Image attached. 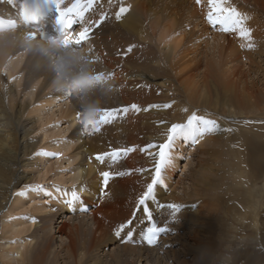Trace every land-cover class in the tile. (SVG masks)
I'll return each mask as SVG.
<instances>
[{"label":"bare ground","instance_id":"6f19581e","mask_svg":"<svg viewBox=\"0 0 264 264\" xmlns=\"http://www.w3.org/2000/svg\"><path fill=\"white\" fill-rule=\"evenodd\" d=\"M34 1H0V241L3 239L0 264H6L4 261H9L10 255L17 257V264H49L51 252L47 236L31 230L36 227L35 218L48 223L55 220L50 213L54 209L52 202L66 212L83 208L88 211L91 222L90 240L85 247L88 251L98 247L102 252L105 246L112 245L110 251L105 250L106 259H84L85 249H79L82 222L78 225L62 217L53 222L58 223L56 226L50 225L53 233L63 239L67 264H210L219 253L220 243L226 242L220 234L225 225L218 221L221 214L228 216L227 199L217 203L209 201V192L219 187L215 179L206 185L208 189L200 184L203 174L211 173L210 166L218 163L216 157L222 154L223 142L232 146V139L227 140L225 132L220 131L206 135L197 143L202 149L206 147L204 153L208 158L196 164L195 172L189 170V176L193 174L191 183L181 192L171 183L174 168L167 169L164 182L157 186L148 203L149 213L143 210L134 213V209L139 195L150 182V174L139 171L128 174L130 169L151 168V158L140 149L149 143L162 142L160 134L167 127L185 122L193 112L220 119L222 129L229 124L222 119L229 117L227 115L238 114L243 118L249 115V132L241 134L240 140L246 147L243 152L252 185L261 187L256 188L258 192L255 188L246 190L238 199L241 203L235 200L230 214L257 232L258 227L264 225V204L260 206L264 194V69L258 63L264 53V0H243L253 5L242 12L247 17L246 26L252 29L254 47H241L248 41L235 32H225L222 37L214 35L209 52L215 56L213 59L207 54L211 41L201 47L196 37L183 39L179 33L171 36L180 31L186 15L193 13V9L189 11L187 7L189 0H180V3L171 0L170 5L163 0H95L83 22L72 17L75 22L71 28L60 27L56 0H47L51 14L44 20L38 18L37 25L41 27L38 31L24 27L20 20L22 8ZM72 2L64 0V6ZM121 6L130 10L117 20L115 14ZM102 15L106 17L103 23L94 26L86 40L91 50L76 53L82 60L79 73L74 75L75 60L63 55V50L72 49L70 53H75L81 45L75 42V35L84 27L94 25ZM78 25L80 30L72 33ZM202 29L208 32L206 26ZM51 41L57 43V48ZM129 45L135 47L125 55L124 50ZM57 55L60 62L54 60ZM96 57L102 61L114 85L116 106L122 109L136 104L141 110L121 113L112 128L107 127L110 123L101 124L99 130L103 131L95 138H88L91 140L88 145L82 124L90 121L89 108L85 102L70 97L68 86L74 89L79 77L91 74ZM242 57L246 60L245 69L233 64ZM62 63L70 72L61 67ZM82 98L88 100L92 95L84 93ZM59 100H65L64 105L53 109ZM165 104L171 107L165 108ZM150 105L159 107L149 108ZM97 106L103 111L115 105ZM31 117H35L34 121L26 122ZM100 137L121 138L126 148L135 147L136 151L123 156L122 167L113 171L105 163L90 160L104 148L97 140ZM40 150L61 155L58 158L35 156ZM87 160L95 164H86ZM103 171L113 173L104 189L106 195L102 194L100 173ZM213 172L218 175L221 170L213 168ZM231 175H235L232 168ZM30 184L44 185L52 193L51 197L31 192L26 196L16 195ZM73 190L81 192V199L74 208L68 205ZM171 203L182 206L176 217H172L168 209L159 207ZM133 216L130 226L133 241L127 245L124 238L114 235V230ZM152 224L167 226L170 231L162 233L157 243L150 246L143 237ZM242 240L231 241L239 245ZM11 243L15 246L13 249L8 248ZM226 256L219 264H239L241 260L243 264H264V247H237L234 257Z\"/></svg>","mask_w":264,"mask_h":264},{"label":"rangeland","instance_id":"374dc122","mask_svg":"<svg viewBox=\"0 0 264 264\" xmlns=\"http://www.w3.org/2000/svg\"><path fill=\"white\" fill-rule=\"evenodd\" d=\"M155 1L156 0H153V2H155ZM189 1H190L189 4L187 2V4H188L187 7H188V10L193 9V13L190 12L186 15L187 19L185 21H183L181 28H179L180 31L173 32L171 36L174 37L175 35H177L179 33V37H184L183 39H185V36L186 37L189 36L190 38L196 37L195 39L199 40L198 41L199 44L198 43L197 44L201 47H204L205 43L207 44V43H209L208 41H211L210 47L207 50V54L209 55V58L213 59V58H215V56H212L211 54H209V52L212 50L211 46L213 44L211 37H213L214 35L222 37L223 34H225V32H222L219 30L220 29L219 25H217L216 27H213L212 25H210L207 22L206 15H207V12L209 11L208 0H201L200 4L195 3L196 1H194V0H192V1L189 0ZM229 1L226 0L225 7H234L242 15H243V12H242L243 9L248 10L249 7L250 8L253 7V5L250 4V1H248V2H246V1L243 2V0H229ZM163 2H166V4H168L171 2V0H163ZM176 2L180 3V0H176ZM203 4H206V5H203ZM236 4H238V5H236ZM168 5H170V4H168ZM198 15H199V17H198ZM200 18L203 20H201ZM197 22H199V23H197ZM201 22L202 23L204 22V23L202 24ZM196 25H198V26H196ZM201 25L206 26L208 28L207 33L205 31H203ZM192 26H193V28H192ZM195 26H196V28H195ZM49 28L50 27H48L47 29H49ZM79 28H81V26H79V25H78V27L76 26L74 28V30L72 31V33H74L76 30L79 31L80 30ZM189 28L192 29L193 31H191ZM182 29H183V31H182ZM186 29H188V30H186ZM45 31H43V32H45ZM203 32H205V34H203ZM215 32H216V34H215ZM207 34L210 35L209 36L210 40H209V38L207 39L205 37V35H207ZM181 35H183V36H181ZM64 37L66 39L67 35ZM64 37L62 40H64ZM192 45H193V42H192ZM52 46L57 48V44L52 45ZM86 49L91 50V45L88 42L84 41L81 43L80 47H78V49L76 50L75 53H70V50H72V49H64L63 50L64 51L63 55H69V57H71L72 59L75 60V62H74V70L75 71L74 72H76V73L74 75L79 73L78 72V69L80 67L79 63L82 60L79 58V54L77 55L76 53L83 52ZM201 49H203V48H201ZM59 50L62 51L61 49H59ZM203 50H205V48ZM60 51L58 54L59 56L61 53ZM262 54H263V56L261 58H258V61L260 60L258 63L261 64V66L263 65L262 68L264 69V60H263L264 53H262ZM26 55H25V57H26ZM58 55H57V57H55L54 60L57 62H60V59H58ZM234 63L239 65L241 67V69H245L246 68L245 66H247L246 60L244 57L238 58L237 60H235L233 62V64ZM59 64H61V63H59ZM63 65H64V63H62L61 67L68 71V68L63 66ZM243 66H244V68H243ZM102 69H103L102 61L100 60V58L96 57L94 68L91 70V74L88 77H84V76L79 77L80 81L77 84L78 86L76 85L74 89H72V87L68 86L70 97L76 98V100H78V102H80V101L85 102L86 106L89 108V110L87 111L88 112L87 118H89L90 121L98 120L100 115L102 114L101 113L102 110L98 109V108H100V106H97V104L98 105H104V106H106V104H111V105L114 104L115 106H113V108L119 109V107L116 106V103H115L116 99L114 97L116 95V92H113V91H116V90H113V89H115V88H113L114 85L111 84L110 79H108L109 77L107 76L106 71L104 69L103 70ZM68 72H70V70ZM41 78H42V76H41ZM7 81H8V78H7ZM60 86H63V84H60ZM82 86H83V88H82ZM84 86H86V87L84 88ZM58 88H59V86H58ZM108 88L109 89L112 88V89H110L111 91L108 90ZM58 90L59 89H57L55 91L58 92ZM84 93H91L92 98L88 99V100L87 99L84 100L82 98ZM94 94H95V96H97L96 98H95ZM96 102H97V104L95 105ZM64 103H65V100L64 101L59 100L57 102V105H55L56 107H53V109H57V108L60 109L59 105L60 104L64 105ZM227 116H229V117L222 118V119L225 120L227 122V124L229 123L228 126H225L224 128L233 129V131H231V132H225L226 139L227 140H228V138L232 139V146H229L230 143L226 144L225 142H223L222 154L220 153V155L218 157H216V160H219L218 163L210 166L211 173L205 172V170H204L205 173L202 176L203 181L200 184L205 189H208L206 185H210V183H211L210 181L215 179L218 182L219 187L215 188L212 192H209V194H208L209 201L210 202L216 201L215 203H217V201H220L221 199H227L225 209L227 211L228 216L221 214V216H220L221 220L218 221L222 225H225V226H222L220 234H221L222 238H225L226 242L220 243V248H218L219 253L217 256H215V258L213 259V261L210 264H219L220 261L227 258L226 255H229L230 257H234L235 253L237 251V247H241V248L243 247L245 249H248V248L249 249L250 248H259L260 249V248L264 247V245H263V243H264V225L259 226L258 231L255 232V231H253V229L251 228L250 225H245L243 223L238 222L236 220V218L232 214H230V212H231L230 208L234 205L235 200L237 202L241 203V201L238 199H241L246 194V190L248 191L249 188H255V187H253V185H252L253 179L249 175L248 162L244 158V152H243L244 149L243 148H246V147L243 144V140H240L241 134H244L245 132H249V126H250L249 115L246 114L245 116H247V117H244V118L240 117V115H238V114L227 115ZM34 118L35 117H31L30 119H27L26 122L34 121ZM118 121H119V117L117 119L113 120L107 127L112 128V126H111L112 123L118 122ZM218 122L222 123V121L220 119ZM61 125L64 127V124H61ZM29 127L30 126L27 125V128H29ZM101 131H103V129H100L99 131L91 132V134H89L86 131L85 132L83 131L84 132L83 134L85 135V137L87 136L86 138L84 137L85 140H87V142L89 141L88 145L91 144V142H90L91 140H88V138L97 137V135H99L101 133ZM102 134H103V132H102ZM101 138L102 137L98 138L97 140H98L99 144L104 148H101V151H100L101 153H98V154L108 153V152H111L113 149H123V148H126V146H127V145H125L123 139L118 138V137H115L112 140H105L104 138H102V139ZM231 147L232 148L235 147V149H232ZM104 149H108V150H104ZM99 150H100V148H99ZM205 150H206V147H204L202 149L197 144H191L189 142H184V141L177 142L176 147H175V151L173 153L174 165L172 166L175 170V175H173L171 177V183L174 184L173 185L174 187L178 188L179 192H181L183 187H185L191 183V178L193 177V174L189 176V170H192L193 172H195L194 168H195L196 164L199 163V161L206 160L208 158L207 154L204 153ZM244 151H246V150H244ZM96 155L94 156V158L90 159L92 162L97 161L95 158ZM122 158H123V156H120L119 158H117V160L113 161L110 157H106L103 163L106 164V167H108V169H111L114 171L115 169H119L120 167H122ZM244 160L246 161L247 165L244 164ZM92 162L87 160L85 163L94 165L95 162L94 163H92ZM97 163H101V162L97 161ZM213 168L220 169L221 172L218 175H216L213 172ZM231 168L233 169V173L235 175H231ZM260 187L261 186L256 187V188L259 189ZM171 188H173V187H171ZM256 188H255V191H257ZM76 191L78 192L79 190H76ZM78 193H81V192L79 191ZM259 193H261V191H259ZM263 195H262V203L260 205L261 207L264 204V196ZM247 196H248V194H247ZM51 204L54 207L53 211L50 212L51 215H53L52 217H54V219H55L53 222L60 221L62 219V217H64L63 219L66 221L67 220L70 221V219H72L78 225L82 222L83 227H81L82 231L80 232V237H79L80 238L79 239V246H80L79 249H85V253H84L85 258L84 259L89 260L90 258L95 259L97 257L99 258V260L101 258L103 260L106 259L105 250L107 249L106 251H110L112 248V245L108 244L107 246H105L102 252L99 251V250H101V248H98V247L93 248L90 251H88L87 248H85L86 245H88V242L90 240L89 229L91 227V222H90V215H89L88 211L83 208V210L79 209V211L78 210H75V211L70 210V212L69 211L66 212L64 210H61L60 207L56 206V204L54 202H52ZM85 206H86V208H89V206L87 204ZM214 206H213V208H214ZM239 209H240V206H239ZM212 211H213V209H212ZM234 212H236L235 209H234ZM81 216L83 218H80ZM146 219L148 220V216H146ZM34 221H36L37 224H36V227L33 228L34 230L32 229L31 232L33 231L34 234L35 233L39 234V235L44 234L45 236H47L46 238L48 239V247H49V251L51 252L48 254L49 258H50L49 264H67L68 259L66 258V255L64 254L65 251L63 250V247H62L63 246L62 245L63 239H60L59 237H57L56 233H53V231H54L53 226L50 225L52 223V225L54 224V226H56L58 223H53V222L48 223V222L40 220L38 218H35ZM132 235H133L132 231L129 229V231H125V232L121 233L120 237L124 238L125 242L127 241L126 242L127 245H130V244H132V241H133ZM242 238H243V240L239 245H235L234 244L235 242L231 241L234 239L238 241L239 239H242ZM130 240H131V242L128 243ZM2 241H3V239L0 242H2ZM120 244H122V243H120ZM81 245H83V246H81ZM14 247L15 246L13 243L8 245V248H10V249H13ZM173 247L178 248V245H173ZM97 248H98V250H97ZM86 250L88 251L89 254L87 253ZM64 256H65V258H64ZM15 258H17V257H15L14 255H10V260L4 261V262L6 264H17V260ZM100 261H102V260H100ZM162 264H164V262ZM239 264H243L242 260Z\"/></svg>","mask_w":264,"mask_h":264},{"label":"snow or ice","instance_id":"6c2138e0","mask_svg":"<svg viewBox=\"0 0 264 264\" xmlns=\"http://www.w3.org/2000/svg\"><path fill=\"white\" fill-rule=\"evenodd\" d=\"M111 2V0H110ZM197 4L201 3V0H196ZM226 0H208L209 11L207 12L206 19L207 22L216 27L220 26V31L222 32H235L241 38L248 41L247 45H241V47H247L252 49L254 44L252 43V29L246 26L247 17L242 15L234 7H225ZM95 4V0H73L70 6H64V0H56L55 11L58 19L59 25L63 28H71L72 24L75 22L72 17H77L83 22L84 15L89 11ZM130 10V7H119L115 16L117 20ZM106 17L102 15L99 20L95 21L94 25H89L84 27L78 34L75 35V42L81 44L82 42L89 39V34L92 28L98 27L100 23H103ZM62 30V29H61ZM135 45H129L124 54L127 55L131 53ZM112 76V74H109ZM159 107V105H150L149 108ZM165 108L171 107L169 104L164 105ZM130 110L140 111L138 105L132 104L129 107H124L122 109L111 108L104 109L98 120H92L87 123H83L82 127L84 131L91 134V132L99 131L101 124L111 123L113 120L117 119L121 113H128ZM145 111L148 109H144ZM187 111V109H185ZM164 123V122H161ZM264 123V122H262ZM91 129V131H89ZM220 131L231 132L233 129L224 128L222 129L220 124L216 119L209 118L205 115H198L193 112L189 115L185 122L172 123L170 127H167L160 135L163 138L162 142L159 143H149L140 149L151 158L152 166L151 168H140L138 170L130 169L128 174H132L133 171H139L140 173L148 172L150 174V182H147L145 189L139 195L134 213L140 211L150 212L148 208V203L151 198H153L154 192L158 185L164 182V175L170 167L174 165L175 147L177 142L184 141L191 144H197L206 135L214 134ZM136 151L135 147L114 149L111 152L97 154L96 160L101 163L104 162L106 157H110L113 161L117 160L120 156H127L129 153ZM35 156H53L59 157L60 153H52L44 150H40L34 153ZM125 173H117L116 175H124ZM102 177V194L106 195L104 189H107L109 180L112 178L113 173L110 171H103L100 173ZM53 188H59L58 185H53ZM44 194L51 197L52 193L47 190V188L42 184H30L23 186V189L18 191L16 195L26 196L28 193ZM81 199L80 194L73 190L71 192V199L68 201V205L75 207L77 201ZM160 208L168 209L172 217H176L181 211V205L177 203L171 204H161ZM133 218L128 219L126 222L121 223L115 230L114 235L117 237L121 236V233L125 232L126 229H130L133 223ZM173 222H175L173 220ZM170 231L167 226L160 227L156 224H152L148 227L143 240L150 246L157 243L159 236L162 233Z\"/></svg>","mask_w":264,"mask_h":264}]
</instances>
